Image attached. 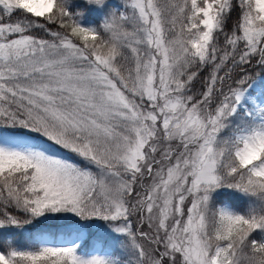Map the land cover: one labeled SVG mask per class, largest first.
<instances>
[{"label":"snow or ice","instance_id":"1","mask_svg":"<svg viewBox=\"0 0 264 264\" xmlns=\"http://www.w3.org/2000/svg\"><path fill=\"white\" fill-rule=\"evenodd\" d=\"M262 73L264 0H0V264H264Z\"/></svg>","mask_w":264,"mask_h":264},{"label":"rangeland","instance_id":"2","mask_svg":"<svg viewBox=\"0 0 264 264\" xmlns=\"http://www.w3.org/2000/svg\"><path fill=\"white\" fill-rule=\"evenodd\" d=\"M249 70H252L253 71L254 68H250ZM262 74H264V73H262ZM65 155H71V154L65 153ZM221 199L222 200H226V201H228L230 203H234V204L239 203L238 201H235V199L232 196L227 195V194L222 195L221 196ZM9 239H12V237H9ZM15 240L18 242L19 246H26L29 243V241L27 240V235L26 234L25 235H18V236H16L15 237ZM4 243H5V240L0 239V246H2Z\"/></svg>","mask_w":264,"mask_h":264},{"label":"trees","instance_id":"3","mask_svg":"<svg viewBox=\"0 0 264 264\" xmlns=\"http://www.w3.org/2000/svg\"><path fill=\"white\" fill-rule=\"evenodd\" d=\"M235 16H236V14L234 13L233 14V20L232 21H229V27H231V24L233 23V21L235 20ZM256 70V71H255ZM249 71H251V72H258V71H260V69L259 68H254V70L252 71V70H249ZM202 75L203 76H206L207 75V72L205 71L204 73H202ZM197 86H199V85H197Z\"/></svg>","mask_w":264,"mask_h":264}]
</instances>
